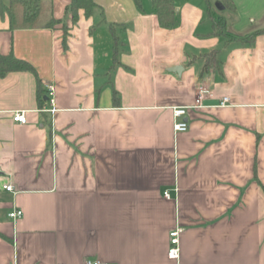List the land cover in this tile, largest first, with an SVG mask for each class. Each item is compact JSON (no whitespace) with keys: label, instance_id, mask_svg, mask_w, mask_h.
Segmentation results:
<instances>
[{"label":"crops","instance_id":"obj_1","mask_svg":"<svg viewBox=\"0 0 264 264\" xmlns=\"http://www.w3.org/2000/svg\"><path fill=\"white\" fill-rule=\"evenodd\" d=\"M214 1L232 34L263 31L214 33L207 0H175L173 27L152 0L76 22L53 0L54 26L12 29L0 0V52L36 69L0 74V264H264V0Z\"/></svg>","mask_w":264,"mask_h":264},{"label":"trees","instance_id":"obj_2","mask_svg":"<svg viewBox=\"0 0 264 264\" xmlns=\"http://www.w3.org/2000/svg\"><path fill=\"white\" fill-rule=\"evenodd\" d=\"M141 6L142 0H135ZM153 6L158 17L160 25L164 27H173L177 22V13L175 0H152ZM208 12L213 21L214 33L225 36L228 40L241 39L253 42L255 37L263 30H256L252 33L244 34L243 36L234 35L227 30L228 20L227 16L222 14V11L215 4L214 0H207ZM227 5V0L224 1ZM95 0H71L66 10L72 14V20L76 22L79 17V11L84 10L87 16L93 13L96 7ZM6 9L10 26L14 28L26 27H52L59 22L53 14V0H9V4L4 6ZM66 30H67V26ZM115 35V34H114ZM114 56L117 54L118 37H114ZM216 52L208 54L215 55ZM212 58H208V61ZM209 64V63H207ZM12 70H30L36 73L35 67L23 58H19L13 52L4 54L0 52V74L4 75ZM39 96L42 97V84L39 81L38 86ZM114 99L119 101L117 91L114 92Z\"/></svg>","mask_w":264,"mask_h":264},{"label":"built area","instance_id":"obj_3","mask_svg":"<svg viewBox=\"0 0 264 264\" xmlns=\"http://www.w3.org/2000/svg\"><path fill=\"white\" fill-rule=\"evenodd\" d=\"M49 92L50 95L53 96L54 94V86L49 85ZM204 92V88L200 89V92L198 94V97L196 99V106L200 105L201 98H202V93ZM228 100V96H224V99L222 101V104H224ZM51 102H54V98H51ZM189 106H176L174 107V115L176 118H182V116L187 114ZM13 119L14 121L21 122V123H26L28 121V116H27V110L25 109H18L13 111ZM189 127V123L186 119H178L175 124L174 128L176 131H183L187 130ZM4 187L8 190L13 189L12 184H5ZM165 196L170 197V192L165 191ZM8 215L13 218L17 219L18 217H21L23 215V210L20 208H14L11 210ZM183 228L178 226L175 227L170 231V246L168 249V255L171 258L178 259L180 257V234L182 232ZM84 264H117L115 262H106L101 258L98 257H93V258H87Z\"/></svg>","mask_w":264,"mask_h":264},{"label":"water","instance_id":"obj_4","mask_svg":"<svg viewBox=\"0 0 264 264\" xmlns=\"http://www.w3.org/2000/svg\"><path fill=\"white\" fill-rule=\"evenodd\" d=\"M216 5L218 6V8H224V5H222L221 2H216ZM174 70H178V68L174 67Z\"/></svg>","mask_w":264,"mask_h":264}]
</instances>
